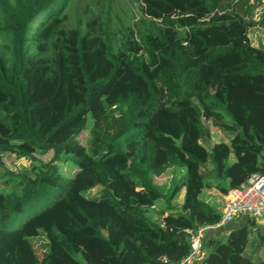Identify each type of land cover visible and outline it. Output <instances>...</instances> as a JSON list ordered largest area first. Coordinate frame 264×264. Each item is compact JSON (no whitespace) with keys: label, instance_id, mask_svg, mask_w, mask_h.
<instances>
[{"label":"trees","instance_id":"1","mask_svg":"<svg viewBox=\"0 0 264 264\" xmlns=\"http://www.w3.org/2000/svg\"><path fill=\"white\" fill-rule=\"evenodd\" d=\"M134 1L139 15L117 0H0L12 36L0 52V151L53 154L32 174L5 171L0 264H176L184 230L219 220L204 190L224 199L264 173V47L249 40L264 0ZM89 117L87 147L76 138ZM209 123L229 141L207 145ZM175 169L184 175L164 195L155 178ZM164 199L158 223L147 212ZM241 220L224 241L205 237L196 264H264V224Z\"/></svg>","mask_w":264,"mask_h":264},{"label":"rangeland","instance_id":"2","mask_svg":"<svg viewBox=\"0 0 264 264\" xmlns=\"http://www.w3.org/2000/svg\"><path fill=\"white\" fill-rule=\"evenodd\" d=\"M118 4L122 7L123 12L125 14H130L131 12H134L136 15H139L141 12V8H140V3L139 2H135L134 0H117ZM1 19V16H0ZM262 26V25H260ZM261 34L259 32H250L249 33V40L252 44L254 45H258V46H262L264 47V37H260ZM12 40V36L10 32H0V52L3 49V45L4 43H9ZM226 120H228L227 117H225ZM90 120V117H89ZM88 120V121H89ZM91 126V120L88 122L86 129L76 138L79 142H82L83 144H85L87 147H89V135H88V130ZM209 127H210V131H211V135L208 139H205V143L209 146H212L215 142H219V141H225L228 142L229 141V136L222 132L219 128L215 127L214 125H211L209 123ZM52 151H37L35 153V157L36 160H30L28 158H22V157H12L13 155L10 153H3L0 151V159L4 164V167L2 169H0V190L1 191H7L9 188V185L6 184V180H8L9 176L5 174V171H9V172H14V173H26V174H32V167L36 166L39 164V162H48L51 157H52ZM231 160H233V157H231ZM73 166V167H72ZM58 167L60 169V171L64 174L66 173H72L75 170V166L73 163H69V161L67 163H63V162H59L58 163ZM184 175V170L181 172H179V170L175 169V170H169L167 173L156 177L154 184L162 190V192L164 193V195H167L170 190L173 188V185L177 182L180 181L178 180V176L182 177ZM99 190H101L100 187L98 188H94L92 190H90L88 192V195H95L99 192ZM202 197L204 200H207L208 203L210 204H214L216 205V207H218V209H220L223 205V198L218 194V192L215 189H206L204 190ZM178 203V206L181 203V198L177 197V199L175 200ZM167 201L164 200H158L155 205L151 206V209L148 210L147 215L155 222H159L162 218V213L161 212V206H165L167 205L166 203ZM162 204V205H160ZM172 205L175 204L174 201L171 202ZM178 208V207H177ZM161 222V221H160ZM243 222V220L241 221H236L233 220L228 226H224L220 229H217L215 231H213V235H215L216 237H218L220 240L224 241L226 238L225 234V229L226 227H228V229H231L230 231H232L235 227L238 228ZM258 224H264V221L262 220H258ZM229 231V232H230ZM33 243V247L35 249V251L37 252L39 257H42V248H43V243H44V239L43 237H38L36 239H34L32 241ZM206 253V252H205ZM259 258L264 259V248H262L259 253H258ZM258 256H253V259L256 260L258 258ZM78 258L80 260L81 257L80 255H78Z\"/></svg>","mask_w":264,"mask_h":264},{"label":"built area","instance_id":"3","mask_svg":"<svg viewBox=\"0 0 264 264\" xmlns=\"http://www.w3.org/2000/svg\"><path fill=\"white\" fill-rule=\"evenodd\" d=\"M223 201L217 222L184 230L190 248L176 264H196L201 261L206 252L205 237L213 235V231L227 226L233 220L251 217L264 221V173L250 174L239 187L230 189ZM162 259L168 261L166 257Z\"/></svg>","mask_w":264,"mask_h":264},{"label":"crops","instance_id":"4","mask_svg":"<svg viewBox=\"0 0 264 264\" xmlns=\"http://www.w3.org/2000/svg\"><path fill=\"white\" fill-rule=\"evenodd\" d=\"M252 31H254V32H259L261 35L259 36V38L260 37H264V26H261V27H258V28H253V29H251L250 31H249V33L250 32H252ZM250 39V38H249ZM252 44V43H251ZM252 45H254V44H252ZM254 46H258V45H254ZM183 194H184V191H183V189L180 191V194H179V196H178V198L180 197L181 198V203H182V200H183ZM203 198V197H202ZM206 202H208L207 200H205ZM175 202V204L178 206V202L177 201H174ZM181 203H180V205H181ZM155 205V204H154ZM160 205H162V204H160ZM162 208H161V212L160 213H162V209H163V207L165 208V206H161ZM169 210H167L165 213H162V217L164 216V215H166L167 214V212H168ZM161 220H162V218H161ZM160 220V221H161ZM160 221L158 222V223H160ZM236 221H240V220H236ZM231 223V222H230ZM229 223V224H230ZM229 224H227V226L229 227L230 225ZM228 227H226V229L224 230L225 231V234L224 235H226L227 233H229V231L231 230V229H228ZM234 229H236V227L234 228ZM233 229V230H234ZM208 236H210V237H212V238H214V239H216L217 240V242L218 241H222V240H220L218 237H216V236H213V235H208ZM226 237H227V235H226ZM226 239V238H225Z\"/></svg>","mask_w":264,"mask_h":264}]
</instances>
